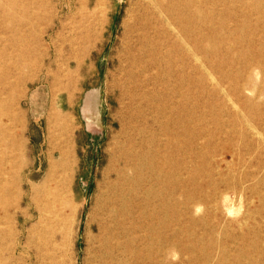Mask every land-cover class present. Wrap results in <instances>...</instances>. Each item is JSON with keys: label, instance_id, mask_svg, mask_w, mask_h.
Instances as JSON below:
<instances>
[{"label": "rangeland", "instance_id": "rangeland-1", "mask_svg": "<svg viewBox=\"0 0 264 264\" xmlns=\"http://www.w3.org/2000/svg\"><path fill=\"white\" fill-rule=\"evenodd\" d=\"M36 1L24 36L0 45L8 62L19 49L33 62L14 69L28 79L13 90L0 83V264H97L104 195L122 169L124 99L114 85L130 0H106L108 22L90 43L87 0ZM219 12L204 25L200 67L180 43L167 57L172 67L148 73L139 155L121 171L119 264H264V0H221ZM15 19L0 17L1 35L11 38ZM71 39L82 66L60 91L39 53L50 47L55 58L62 47V66ZM180 55L191 61L184 83ZM54 112L68 119L70 138L50 120ZM60 150L68 168L54 166ZM65 179L61 204L55 190Z\"/></svg>", "mask_w": 264, "mask_h": 264}, {"label": "bare ground", "instance_id": "bare-ground-1", "mask_svg": "<svg viewBox=\"0 0 264 264\" xmlns=\"http://www.w3.org/2000/svg\"><path fill=\"white\" fill-rule=\"evenodd\" d=\"M5 2L0 0V17L3 16L5 20L18 19H15L16 27H10L6 24L8 26L7 30H11L13 33L10 39L8 36L6 38V36L1 35L2 29L0 27V45L10 40L14 46L18 42L17 36H24L22 33H25L26 27L32 23V16L28 15L26 10L28 8L37 10L39 8L38 1L13 0L10 3ZM89 2L90 0H87L84 3L82 11L86 16L94 18L93 23H89L90 34L88 32L86 35L88 38L86 40L90 43L99 38L100 32L108 22V8L105 5L106 0H97L96 7L90 11ZM220 4L221 0H130L127 18L123 21L125 42L118 68L119 76L114 85L115 89L122 93L124 99L120 120L122 139L117 143L115 154V162L122 169H116L117 182L110 184L104 195L103 207L104 212L107 213V220L98 226V229L103 232V239L96 251L95 260L97 264H119L120 261L119 253L122 249L121 239L123 238L120 218L122 215L120 208L123 192L120 184L121 171L127 167H132L135 164L134 160L139 155L137 154L139 147L137 140H139L140 132L136 127V121L140 117V109L144 103H147L148 93L146 87L149 83L148 80H150L148 73L164 63L172 67V62H175V60H169L167 57H172L175 49L177 55L179 54L178 51L180 52L181 49L178 45L180 43L184 45L181 54L183 55V51L192 52L193 62L200 64L199 51L202 48L204 25L208 21H217L220 14ZM206 5L209 6L208 11H205ZM20 12L22 15H19ZM6 25L4 28H6ZM190 33L191 36L192 34L194 36L192 37L193 47L188 43L191 37ZM73 44L74 41L71 39L70 56L64 60L62 66L58 63V57L61 56L63 51L62 47L56 48L57 55L55 54V58L51 54L50 47H46L45 50L39 53L41 67L46 68V73L53 75L56 72L54 78L60 86V91L68 90L70 87L69 82L74 80L75 74L82 66V61L74 52ZM85 50L90 49L85 48ZM17 51L18 53L13 57L16 59V63L13 61L8 62L12 58L11 55L0 53V66L4 69V72L0 74V83L2 86L4 84L11 85L12 90L14 86L28 79V75L25 73L15 77L14 69L21 70L23 65L33 64V62H26L25 56L30 54V50L26 49L25 53L23 49ZM31 54H35V51H32ZM182 55H180L178 62L183 68L181 70V81L184 83L186 78L185 69L189 64L188 62L191 61L182 57ZM55 64L58 66L57 71L62 72L61 75L52 69ZM198 64L197 66L200 67ZM153 78L162 81L166 79L163 76L158 78V73ZM211 80L213 81V79ZM51 117L50 120L61 127L63 132L70 138L72 127L69 125L68 119L58 112H54ZM6 118H8V115L4 117V119ZM9 118L6 121L15 120V116L12 114L9 115ZM67 158L68 153L60 150V160L54 162V166L68 168ZM68 184V180L65 179V181L59 183L57 190H55V196L61 204L64 199L63 194L66 193L64 189L65 191L68 190ZM108 224H111V226H106Z\"/></svg>", "mask_w": 264, "mask_h": 264}]
</instances>
